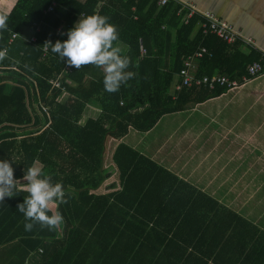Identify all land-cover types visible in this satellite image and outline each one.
Masks as SVG:
<instances>
[{
  "label": "trees",
  "instance_id": "1",
  "mask_svg": "<svg viewBox=\"0 0 264 264\" xmlns=\"http://www.w3.org/2000/svg\"><path fill=\"white\" fill-rule=\"evenodd\" d=\"M53 2L54 11L46 13ZM179 9L176 4L160 8L156 0H18L9 14L0 11L6 23L0 29V159L10 161L18 182L24 170L40 164L52 183L62 184L67 201L54 202V211L48 212L61 213V228L34 223L30 231L17 210L28 195L23 186L18 184L17 195L0 204L7 240L19 241L33 253L41 251L37 264H164L173 256L158 255L160 248L172 245L166 235H158L161 228H197L189 241L199 246L216 240L197 239L199 232L245 222L127 143L117 145L113 166L105 167L109 139L121 141L130 129L150 132L165 115L230 91L219 85L176 89L184 61L200 48L208 54L195 60V78L218 76L243 84L253 63L261 62L264 71L262 53L246 55L238 43L230 46L204 36L202 20L195 16L186 24ZM92 14L108 17L115 26L118 39L113 45L129 59L127 70L134 73L116 92L105 91L103 72L94 65L65 73L63 61L47 44L67 38L57 34L61 25L67 32L80 17ZM34 24L40 27L37 41L25 42L23 32L33 33ZM13 34L20 37L10 43ZM59 76L67 94L63 103L59 98L64 92L52 90L50 83ZM90 106L99 115L80 124ZM114 175L118 184L101 193ZM170 216H175L171 222ZM176 240L189 245L183 238ZM256 243L264 248V236Z\"/></svg>",
  "mask_w": 264,
  "mask_h": 264
},
{
  "label": "crops",
  "instance_id": "2",
  "mask_svg": "<svg viewBox=\"0 0 264 264\" xmlns=\"http://www.w3.org/2000/svg\"><path fill=\"white\" fill-rule=\"evenodd\" d=\"M182 1L229 23L244 38L252 39L256 43L255 51L264 55V0ZM17 2L0 0V11L9 14ZM65 28L68 27L63 24L57 29L65 32L62 37H66ZM23 36L29 38L31 33L24 31ZM239 51L249 55L252 49L240 44ZM96 111L98 108L90 106L87 117L96 115ZM175 116L180 122L174 127L167 121L160 128L165 117L174 122ZM139 133L130 129L121 141L109 139L107 151L113 153L120 142L136 148L142 142ZM141 134L147 137L153 134L155 141L146 145L144 156L245 221L238 225L222 223L210 230V234L199 232L200 240L208 238L209 242L212 236L216 237L214 243L204 241L199 246L189 241L194 239L197 228L190 232L185 228L179 232L161 228L158 235H166L172 244L158 250L159 256L167 252L173 256V260L164 264H264L262 241L260 245L256 243L257 238L264 236V71L238 90L226 91L201 103L189 104L184 111L165 115L150 132ZM111 184H106L101 193H108ZM174 219L175 216L169 221ZM6 232L0 226V264H37L36 256L41 251L33 253L19 241L9 242ZM175 237L188 240L189 245H182ZM176 244L179 246H173Z\"/></svg>",
  "mask_w": 264,
  "mask_h": 264
},
{
  "label": "clouds",
  "instance_id": "3",
  "mask_svg": "<svg viewBox=\"0 0 264 264\" xmlns=\"http://www.w3.org/2000/svg\"><path fill=\"white\" fill-rule=\"evenodd\" d=\"M6 27L0 19V29ZM62 42H47L66 68H80L82 65H94L103 72V86L107 92H116L120 86L133 77L128 71L129 59L121 55V49L113 45L118 39L115 26L108 23V17L96 14L80 17L66 32ZM23 179L27 181L23 188L28 193L23 203L17 205L27 221L24 229L30 231L34 223L42 227L55 228L62 223L59 211L48 214L50 205L66 203L65 191L60 182L52 183L42 169L32 165L24 170ZM18 181L14 179L13 167L8 159H0V204L5 198L17 195Z\"/></svg>",
  "mask_w": 264,
  "mask_h": 264
},
{
  "label": "built area",
  "instance_id": "4",
  "mask_svg": "<svg viewBox=\"0 0 264 264\" xmlns=\"http://www.w3.org/2000/svg\"><path fill=\"white\" fill-rule=\"evenodd\" d=\"M157 6L162 8L169 4H176L180 7L178 15L183 14L184 22L187 24L188 21L195 16L199 17L201 22V30L204 36H215L220 41L227 45H235L236 43L242 44L246 47L251 48L252 50H256V43L249 38H244L235 28L230 25L229 23L225 22L224 20L218 18L215 14L204 11L201 12L196 8L195 6L185 3L182 0H156ZM55 6H52L48 8L47 13H51L54 11ZM35 31L31 33V36L29 38H25L23 36V40L28 43H35L37 41V34L40 33V28L35 27ZM57 34L59 35H65V32L62 31V29L57 30ZM20 37L18 34H13L12 38L10 40V43H12L15 39ZM44 53H48V48H44ZM6 50L2 52L1 57H5ZM208 54V51L205 48H200L193 56L189 57L184 61V69L181 71L182 76V82L181 84L176 87L177 90H181L184 88H192L193 86L201 87V86H208L210 89H214L216 85H219L220 87H226L230 91H235L240 89L242 86H244L250 79L256 78L263 72V67L261 62H255L252 65H250L247 69L248 77H244L242 80V83H237L236 81H230L226 77H202L195 78L193 73L195 72L196 65L195 60L202 58L204 55ZM146 51L144 49H141V56H145ZM264 58V55H263ZM65 73H72L73 68H66L64 69ZM63 76V75H62ZM62 76H59L58 78L52 80L50 83L52 84V90L59 89L64 94L66 93V88L63 86L61 82ZM45 112H47L46 109H44Z\"/></svg>",
  "mask_w": 264,
  "mask_h": 264
},
{
  "label": "rangeland",
  "instance_id": "5",
  "mask_svg": "<svg viewBox=\"0 0 264 264\" xmlns=\"http://www.w3.org/2000/svg\"><path fill=\"white\" fill-rule=\"evenodd\" d=\"M66 99H67V94H64V95H62L60 98H59V101L61 102V103H63V102H65L66 101ZM97 112V114L96 115H94V117H97L98 115H99V112L98 111H96ZM88 116H89V113H88ZM170 117H165L164 118V120H163V122H162V125H161V127L160 128H162L163 126H164V124H165V122H167V121H169V124H170V126H172V127H174V125L175 124H177L178 122H180V121H177V120H179L180 118H178V117H174V122L171 120V119H169ZM87 119V115L86 114H84V116H83V118L81 119V121H80V124H83L84 122H85V120ZM158 133H159V131H158ZM139 135L141 136V138H142V142H139V144L136 146V150L137 151H139L141 154H143V150L145 149V147H146V145L148 144V143H150V142H153V143H155V141H153V134L151 135V136H145V134H141V133H139ZM108 145V142L106 143V146ZM108 149H106V152H105V155H104V160H105V167H108V166H113V164H112V160H111V158H112V155H113V153H112V151H110V152H108L107 151ZM144 155V154H143ZM147 156V155H146ZM35 166H38V167H40V168H42L41 167V165L40 164H36ZM27 183V181H25L24 179L23 180H19V182H18V184H20V186H23V184H26ZM111 184V183H118V176L117 175H114L109 181H107V183L106 184ZM50 208L54 211V208L50 205Z\"/></svg>",
  "mask_w": 264,
  "mask_h": 264
}]
</instances>
